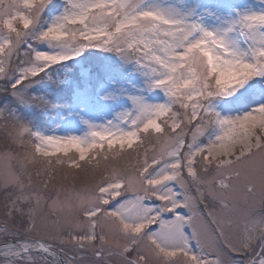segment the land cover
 <instances>
[{
	"label": "snow or ice",
	"instance_id": "snow-or-ice-1",
	"mask_svg": "<svg viewBox=\"0 0 264 264\" xmlns=\"http://www.w3.org/2000/svg\"><path fill=\"white\" fill-rule=\"evenodd\" d=\"M0 98V264H264V0H0Z\"/></svg>",
	"mask_w": 264,
	"mask_h": 264
},
{
	"label": "rangeland",
	"instance_id": "rangeland-1",
	"mask_svg": "<svg viewBox=\"0 0 264 264\" xmlns=\"http://www.w3.org/2000/svg\"><path fill=\"white\" fill-rule=\"evenodd\" d=\"M0 99H2V98H0ZM51 115L55 116L56 113L53 112ZM98 115L101 116V117L103 116L102 113H100ZM43 119L45 121H47V123L46 124H41L40 125L41 127L55 128V124L52 123V121L49 119L48 116H45ZM97 122H100V121L98 120ZM4 144H5L4 135H3V132L0 131V148H3ZM254 211L256 212L257 215L260 214L261 209H260L259 204L256 205V207L254 208ZM65 257L67 259H71V258L75 257L76 260H80L83 257V259L85 261V264H87L88 261H91V260L94 259L92 254H91V252H77L74 249H65Z\"/></svg>",
	"mask_w": 264,
	"mask_h": 264
},
{
	"label": "water",
	"instance_id": "water-1",
	"mask_svg": "<svg viewBox=\"0 0 264 264\" xmlns=\"http://www.w3.org/2000/svg\"><path fill=\"white\" fill-rule=\"evenodd\" d=\"M66 258V257H65Z\"/></svg>",
	"mask_w": 264,
	"mask_h": 264
}]
</instances>
